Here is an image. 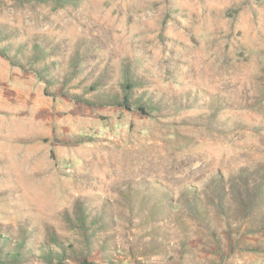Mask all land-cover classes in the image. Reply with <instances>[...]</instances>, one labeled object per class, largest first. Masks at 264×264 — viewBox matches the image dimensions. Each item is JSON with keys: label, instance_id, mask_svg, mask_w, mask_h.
Listing matches in <instances>:
<instances>
[{"label": "rangeland", "instance_id": "1", "mask_svg": "<svg viewBox=\"0 0 264 264\" xmlns=\"http://www.w3.org/2000/svg\"><path fill=\"white\" fill-rule=\"evenodd\" d=\"M0 51V264H264V0H0Z\"/></svg>", "mask_w": 264, "mask_h": 264}, {"label": "trees", "instance_id": "2", "mask_svg": "<svg viewBox=\"0 0 264 264\" xmlns=\"http://www.w3.org/2000/svg\"><path fill=\"white\" fill-rule=\"evenodd\" d=\"M0 53H3V52L0 51ZM4 54H5V53H4ZM5 55H6V54H5Z\"/></svg>", "mask_w": 264, "mask_h": 264}]
</instances>
